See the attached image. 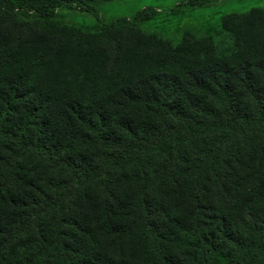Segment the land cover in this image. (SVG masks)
Segmentation results:
<instances>
[{
  "label": "trees",
  "instance_id": "1",
  "mask_svg": "<svg viewBox=\"0 0 264 264\" xmlns=\"http://www.w3.org/2000/svg\"><path fill=\"white\" fill-rule=\"evenodd\" d=\"M99 1L0 0V264H264V7L56 18Z\"/></svg>",
  "mask_w": 264,
  "mask_h": 264
},
{
  "label": "rangeland",
  "instance_id": "2",
  "mask_svg": "<svg viewBox=\"0 0 264 264\" xmlns=\"http://www.w3.org/2000/svg\"><path fill=\"white\" fill-rule=\"evenodd\" d=\"M201 1L199 4L195 0H106L95 3L94 12L60 7L56 10V18L67 25L95 29L117 17H131L138 9L152 8L153 16L141 22V27L178 40L188 30L200 34L219 31L225 14L246 13L252 8L264 7V0Z\"/></svg>",
  "mask_w": 264,
  "mask_h": 264
}]
</instances>
